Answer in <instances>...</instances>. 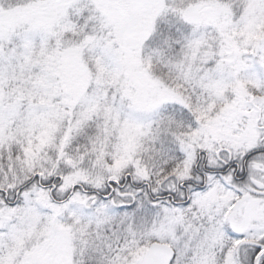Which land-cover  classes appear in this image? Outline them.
Returning a JSON list of instances; mask_svg holds the SVG:
<instances>
[{
    "label": "snow or ice",
    "instance_id": "1",
    "mask_svg": "<svg viewBox=\"0 0 264 264\" xmlns=\"http://www.w3.org/2000/svg\"><path fill=\"white\" fill-rule=\"evenodd\" d=\"M0 264H264V0H0Z\"/></svg>",
    "mask_w": 264,
    "mask_h": 264
}]
</instances>
